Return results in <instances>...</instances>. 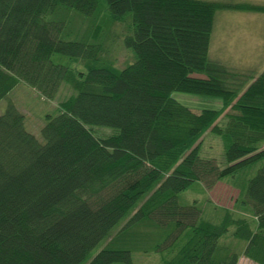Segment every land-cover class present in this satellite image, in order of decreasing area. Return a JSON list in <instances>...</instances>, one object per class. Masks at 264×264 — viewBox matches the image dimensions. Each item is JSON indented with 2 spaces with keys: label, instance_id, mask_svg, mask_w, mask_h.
I'll list each match as a JSON object with an SVG mask.
<instances>
[{
  "label": "trees",
  "instance_id": "16d2710c",
  "mask_svg": "<svg viewBox=\"0 0 264 264\" xmlns=\"http://www.w3.org/2000/svg\"><path fill=\"white\" fill-rule=\"evenodd\" d=\"M221 8L264 3L0 0V99L19 81L47 98L73 89L40 137L11 99L0 112V264H132L133 251L162 264H236L241 253L264 264V68L209 57ZM178 90L222 105L195 109ZM206 131L222 139L221 163L200 154ZM254 165L240 211L215 206L212 218L206 203L179 200L194 181L211 188Z\"/></svg>",
  "mask_w": 264,
  "mask_h": 264
},
{
  "label": "rangeland",
  "instance_id": "374dc122",
  "mask_svg": "<svg viewBox=\"0 0 264 264\" xmlns=\"http://www.w3.org/2000/svg\"><path fill=\"white\" fill-rule=\"evenodd\" d=\"M264 3V0H234ZM128 54L125 50L124 55ZM209 57L217 59L233 68H253L257 73L264 68V12L239 9H217L214 26L209 44ZM124 55H121L123 58ZM121 63V59L118 60ZM73 92L71 86L62 83L53 98L43 96L37 89L24 81H19L8 93L0 99L2 112L11 99L18 109L25 114L26 127L40 137L39 128L43 123L46 112H54L58 101ZM173 96L181 102L195 108H219L222 99L217 95H209L187 91H173ZM96 127V126H95ZM98 127V126H97ZM109 129L110 127L101 126ZM203 156H214L221 163L223 144L219 135L206 131L200 147ZM253 168L239 170L233 176L219 179L214 186L206 188L200 181H194L179 193L182 203L196 201L206 203V213L212 218H220L223 208L240 211L237 198L242 192V181ZM221 209V211L217 208ZM232 226L229 227V230ZM222 241L236 251H241L244 240L231 235L230 232L222 237ZM100 247L94 248L93 253ZM240 249V250H239ZM132 264H162L159 252L133 251ZM236 264H257L241 253Z\"/></svg>",
  "mask_w": 264,
  "mask_h": 264
}]
</instances>
